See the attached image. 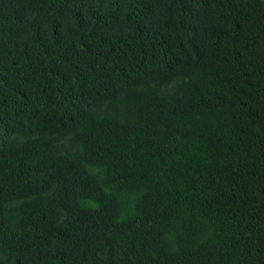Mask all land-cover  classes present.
I'll use <instances>...</instances> for the list:
<instances>
[{"label":"trees","instance_id":"1","mask_svg":"<svg viewBox=\"0 0 264 264\" xmlns=\"http://www.w3.org/2000/svg\"><path fill=\"white\" fill-rule=\"evenodd\" d=\"M0 264H264V0H0Z\"/></svg>","mask_w":264,"mask_h":264}]
</instances>
